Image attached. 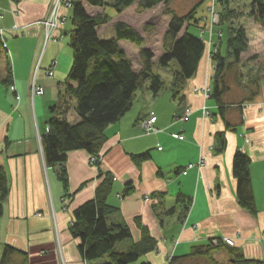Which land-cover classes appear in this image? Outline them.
<instances>
[{
    "label": "crops",
    "instance_id": "1",
    "mask_svg": "<svg viewBox=\"0 0 264 264\" xmlns=\"http://www.w3.org/2000/svg\"><path fill=\"white\" fill-rule=\"evenodd\" d=\"M77 1L87 10L85 0H72ZM55 2L0 0V38L5 45L4 49L0 46V169L8 184L0 215V257L3 247L9 245L19 251L11 256L10 264H98L84 262L70 227L73 211L95 197L107 176L112 188L106 200L116 207L107 222L125 225L131 231V237L115 250L126 251L138 243L142 236L138 222L156 241L154 250L131 264H209L204 257L176 258L212 238H230L232 248L244 258L264 264V54L249 41L251 52L235 70L242 80L231 77L229 91L222 97L223 114L215 100L205 98L202 91L211 89L215 71L208 52L177 95L165 87L154 96L149 84L135 92L131 109L105 129L98 165L81 149L70 151L64 164L47 167L39 138L41 128L50 117L79 121L76 100L68 92L70 85L75 86L67 75L73 56L69 45L72 11L65 4L58 7V15L66 17V22L51 32L48 42L40 23L50 15ZM109 9H91L94 16L107 13L111 19L102 27L112 23L111 33L100 37L102 30L97 28L101 39L114 36V25L124 22L120 18L127 11L113 15ZM247 28H243L246 35ZM51 61L57 65L53 78H48L45 70ZM7 65L13 77L8 86L3 83ZM34 71L44 94L31 105L28 86ZM258 76L260 93L250 99L244 86L249 78ZM11 85L16 87L15 93ZM203 108L209 115H203ZM186 109L190 114L180 121ZM153 113L159 131L146 134L138 123ZM221 135L225 145L217 152ZM236 151L249 158L254 214L238 203L232 173ZM146 152L150 157L145 161L135 160L134 156ZM62 167L67 171L66 189L59 179ZM128 184L133 190L123 197ZM214 259L226 262L227 248L218 251Z\"/></svg>",
    "mask_w": 264,
    "mask_h": 264
},
{
    "label": "trees",
    "instance_id": "2",
    "mask_svg": "<svg viewBox=\"0 0 264 264\" xmlns=\"http://www.w3.org/2000/svg\"><path fill=\"white\" fill-rule=\"evenodd\" d=\"M91 8H105L109 6L116 14H121L128 7L137 4L139 11L145 12L159 5L163 6V15L167 17V31L164 34V52L158 57L160 67H168L172 61L176 62L177 69L172 74L171 91L173 96L184 86L187 79L194 76L203 59L206 47L199 35H194L189 29L196 26L197 11L201 2L191 8L184 15H177L171 8L170 0H85ZM222 8L221 25L226 24V8L229 0H217ZM72 11L70 21L71 31L69 45L71 53V67L68 78L75 83L70 85L68 92L76 100L75 114L79 118L76 123L67 122L64 118L50 117L45 127L41 128L42 150L46 166L64 164L70 151L85 150L90 158H96L94 164H99V156L106 141L105 129L122 119L132 107L135 92L142 88L146 81L149 82V90L154 96L161 93L164 81L152 71L154 53L152 50L140 48L139 55L142 65L136 71L131 61L125 55L118 42L130 41L136 46H141L144 39L133 28L123 22H117L112 38L101 39L97 28L107 24L111 19L109 15H89L81 2L71 3ZM250 16L260 23L264 32V0H253ZM186 27V29H185ZM225 42L226 54L220 51L211 53L214 63V74L209 97L218 104L220 114H223L222 97L229 91V81L233 77L236 81L242 80L239 74L238 64L241 54L248 48L245 31L239 28L231 36L227 33ZM2 45L0 39V46ZM2 47V46H1ZM118 58L115 59L114 57ZM3 83L8 86L12 83L11 66L7 65V72ZM261 77L249 78L244 86L249 91L250 99L260 93ZM48 130V131H47ZM217 152L224 148L223 136L218 137ZM138 162H143L150 156L146 152L134 156ZM232 173L236 179V195L238 203L251 214H254V194L250 180L248 156L242 151H236L232 159ZM102 176L101 172L98 174ZM60 181L64 189L67 188V171L60 169ZM112 179L104 176L103 182L97 188L95 197L83 203L73 211V221L70 234L78 240V250L84 262H96L98 264H131L139 260L156 247V241L152 239L149 231L140 222L142 236L138 243L132 244L128 250H115L118 243L131 237L129 228L122 224L107 222L110 215L114 214L116 207L109 205L106 198L111 192ZM123 197L132 192L131 185L125 186ZM8 197V184L6 174L0 169V215L3 211L2 203ZM180 198V197H179ZM217 239V244L213 240ZM1 255L0 264H10L11 256L19 252L14 247L5 245ZM227 248L228 260L219 263L214 255ZM204 257L209 264H262L260 260L244 258L237 249L222 243L220 238H212L205 245L192 247L188 255L176 258L186 260ZM107 259V260H105ZM146 264V263H141Z\"/></svg>",
    "mask_w": 264,
    "mask_h": 264
},
{
    "label": "rangeland",
    "instance_id": "3",
    "mask_svg": "<svg viewBox=\"0 0 264 264\" xmlns=\"http://www.w3.org/2000/svg\"><path fill=\"white\" fill-rule=\"evenodd\" d=\"M200 2H201V6L197 11V16H202V13H204L203 14L204 16L201 18H198L199 20H197V22H196L197 23L196 26H198V27L196 28V27L192 26L189 29V31L191 33H193L194 35H199L201 30L204 31L202 37L204 38L203 41L205 42V47H206L205 55H207L208 52L214 53V51H220L222 55H225L226 51H227L226 46H225V42H226V39L228 37L227 33H229V35L231 36L233 33H235V31L237 29H239V28L242 29L245 27L246 28L248 27L247 29H250L248 35H250V37H251L250 39H248L249 37L245 33L246 38H247V45L250 41L251 45H254L260 54H264V32H262V30H263L262 25L260 23H258L257 21L255 22L254 19L250 16V13H248L251 9L253 0H229V2L226 3L227 4V8H226V14L227 15H226V17H224L226 19L225 20L226 24L224 27L221 25V14L220 13L222 12V8L218 4L217 0H170L169 6H171V8L176 12L177 15L181 16V15H184L187 12H189L192 7H194L197 3H200ZM68 3L71 4L73 2H72V0H61L60 5L65 4L66 7H68L67 6ZM207 4H209L208 8H207ZM85 5H86V9L88 10V14L94 15L95 12H92V10H91L94 8L89 7L87 4H85ZM70 7H68V8H70ZM212 9L215 12L218 11V14L220 16L218 19V23L212 29L211 36H209V32H207V28H209L208 29V31H209L210 26L208 24H210V22H211V18H212L211 10ZM205 11H206V13H205ZM108 12H111L113 15L116 14L112 9H109ZM98 15H102V14H98ZM120 19H122L124 21L123 23H125V24L129 25L131 28H133L144 39V42L140 47L136 46L135 44L131 43L130 41L129 42L128 41H122L121 42L120 48L123 51H125V55L128 58V60L131 61L133 68L136 71H139L141 69L142 61H141V57L139 55L140 48H146V49L152 50L154 53L152 71H154V73L158 74L161 77V80L164 81V87L163 88L170 87L171 83H172V81H171L172 74H173L174 70L177 69L176 62L172 61V63H170V65L168 67H160L158 64V60H157L158 57L164 52V49H163L164 34L167 31V24H168L167 17H165V15H163V6L159 5L158 8L142 12V11H139V8H137V4H134L133 6L129 7L127 9V11H125V13L122 15V17ZM65 21H66V17H65ZM105 25H107V24H105ZM105 25H100L98 27L99 31L102 30L101 31L102 34H100V37H103V34L107 35L108 33L112 32L111 31L112 23L109 24L104 29H102V27ZM41 26H42V29L44 31V28H43L44 25L41 24ZM199 27H200V29H199ZM185 29H186V27H185ZM220 33H221L222 38L220 36ZM0 37H1V35H0ZM50 40H52V37ZM211 41L213 43L220 41L222 44L220 43L221 46H220V44H217V45L214 44V47H213V45L211 44ZM45 42H48V41H45ZM1 43H2V45H1L2 49H4L5 45L2 41V39H1ZM214 48H216V49H214ZM248 49H249V45H248V48L246 49V51L241 54V60L245 59L248 56V53L250 54L251 51L248 52ZM258 55L259 54H257L256 56H258ZM114 58L117 59L118 57L115 56ZM263 64H264V60H263ZM47 70L48 69H46L45 72ZM11 75H12V70H11ZM35 75H36V73H35ZM46 76L48 78H53V77H49L48 75H46ZM31 78H34V76ZM148 84H149V82L146 81L141 89H144ZM29 85H30V82H29ZM9 88H12L13 93L16 92L15 86L11 85ZM30 91H31V89L29 87L28 98H29L30 104L34 103L36 98L43 96L42 95V96L36 97L33 100L34 101L33 102L31 100V97H30ZM43 94H44V91H43ZM69 120H71V119H69ZM121 243L122 242L118 243L117 246L120 245ZM117 246L115 247V249L117 248Z\"/></svg>",
    "mask_w": 264,
    "mask_h": 264
},
{
    "label": "built area",
    "instance_id": "4",
    "mask_svg": "<svg viewBox=\"0 0 264 264\" xmlns=\"http://www.w3.org/2000/svg\"><path fill=\"white\" fill-rule=\"evenodd\" d=\"M55 1L56 2L53 6V9L51 10L50 15L46 19H44L42 22H40L42 25H44L43 28H44V33H45V41H49L51 39V34H52L51 32L54 29H56L58 26H64V24L66 22L65 17H60L58 15V11H57L58 7L60 6L61 0H55ZM67 6L70 7L71 4L68 3ZM211 15H212L211 22H210V24H208L210 26V30L209 31L207 30V32H209V36H211L212 29L218 23V19L220 16L218 14V11L215 12L213 9L211 10ZM203 33H204V31H202V30L199 33V36L202 40L204 39L202 37ZM211 44H212V41H211ZM210 56H211V53H210ZM55 63H56L55 61H52L50 63V66L47 68L48 70L45 72V74L48 75L49 77L54 76L53 72H54V69L56 68ZM38 67H37V69H38ZM33 76H34V78L31 79L30 85H29V87L31 89L30 97H31L32 101L36 97L42 96L43 91H44L43 87L38 85L36 82L35 72H34ZM202 91L204 93L205 98H209L211 89L205 87V89H202ZM31 105H33V103H31ZM202 111H203L204 116L209 115V112L206 110V108H203ZM189 114H190L189 110L186 109L184 116L180 117V121H185ZM156 120H157V116L153 113V114L143 118L138 124L142 128L143 132H145L146 134H153L154 135L159 131L158 128L156 127V124H155ZM177 136L178 135H175L174 138H176ZM39 138L41 140V134L39 135ZM90 159H91V163L96 161V158H94V157H91ZM144 199H145V201L149 200V196L144 197ZM221 241H222V243H224L225 245H228L230 247H232L234 245L233 240H231L230 238H223V239H221ZM213 243L216 245L217 239H214Z\"/></svg>",
    "mask_w": 264,
    "mask_h": 264
},
{
    "label": "bare ground",
    "instance_id": "5",
    "mask_svg": "<svg viewBox=\"0 0 264 264\" xmlns=\"http://www.w3.org/2000/svg\"><path fill=\"white\" fill-rule=\"evenodd\" d=\"M209 28H207V30H208Z\"/></svg>",
    "mask_w": 264,
    "mask_h": 264
}]
</instances>
